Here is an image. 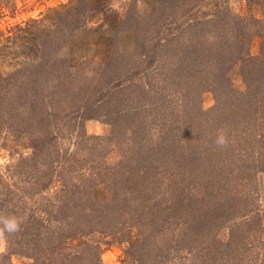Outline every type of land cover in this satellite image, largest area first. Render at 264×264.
Returning <instances> with one entry per match:
<instances>
[{
	"label": "rangeland",
	"instance_id": "rangeland-1",
	"mask_svg": "<svg viewBox=\"0 0 264 264\" xmlns=\"http://www.w3.org/2000/svg\"><path fill=\"white\" fill-rule=\"evenodd\" d=\"M182 10L160 7L158 0H0V253L9 249L12 236L19 237L22 231L32 233L31 227L40 226L33 222L37 217L48 223L51 232L59 230L52 236L54 241L59 234L65 239L73 232V219L91 228L94 220L96 231L85 238L100 264H136L125 235L130 232L136 236L142 228L136 225L135 214L129 215L130 208L114 198L123 190L130 191L129 181H134L138 172V149L129 145L136 139L134 122H140L137 128L144 124L155 93L149 86V93L139 97L145 111L139 108L135 116L134 99L139 95L136 85H145L146 80L152 85L158 79L156 71L164 60L159 48L170 33L165 28L166 17L176 16L177 21L188 23L225 12L232 20L231 30L237 28L231 43L238 49L247 46V54L256 56L264 41L256 34L247 45L237 39L245 23L239 17L264 20V0H198L189 11ZM251 28L258 30L254 24ZM236 47L230 51L231 61L226 62L230 64L226 77L240 96L245 89L241 76L244 64L235 59ZM213 48L218 49V45ZM222 50L225 58L226 50ZM213 55L221 57L216 52ZM150 66L157 68L155 73L149 72ZM220 81L218 77L215 83L222 84ZM118 82L127 87L122 97L126 99L128 127L113 138L111 121L116 113L107 114L112 105L107 98L112 94L111 86ZM217 84L201 93L204 112L211 113L216 96L221 94L213 89ZM93 103L102 109L94 111ZM87 106L92 111L84 114ZM87 115L91 117L83 118ZM130 115L134 119H129ZM150 126L159 141V126ZM41 142L47 145L44 154L37 151L33 156V145ZM127 146L133 150L130 156L125 154ZM102 167L109 170L104 172ZM99 170L106 173L103 178L108 173L110 177L84 179ZM81 175L84 191L70 188L68 179L63 180L70 176V182L78 181ZM258 178L260 203L264 205V173ZM138 191L137 195L143 193ZM104 211L105 221L98 215ZM108 221H112L113 229ZM47 235L36 240L42 239L45 246ZM63 251L56 250L53 259ZM11 259L17 264L31 262L16 254Z\"/></svg>",
	"mask_w": 264,
	"mask_h": 264
},
{
	"label": "trees",
	"instance_id": "trees-1",
	"mask_svg": "<svg viewBox=\"0 0 264 264\" xmlns=\"http://www.w3.org/2000/svg\"><path fill=\"white\" fill-rule=\"evenodd\" d=\"M158 2L160 7L167 8L168 5L174 11L183 9L184 13L198 0ZM221 15L217 13L212 18L188 23L177 21L176 16L169 20L166 17L165 28L170 29V33L159 48L164 60L161 59L162 65L156 71L158 79L152 85L147 80L145 85H136L140 96L134 99L135 116L142 108L139 97L149 93V86L155 94L148 107L153 108L146 111L144 124L137 128L140 122H134L136 139L130 141L133 146H129L138 149L137 175L133 176L134 181L127 179L131 183V187H127L130 191L123 190L114 198L130 208L129 215L134 213L136 225L142 228L136 236L130 232L125 235L132 246L130 255L136 264H264V205L260 203L258 178L264 173V41L260 53L250 57L247 46L240 50L231 43L237 28L231 30L232 20L225 12ZM238 19L245 23L237 39H243L247 45L250 37L256 34L264 40L263 19ZM253 24L257 31L251 28ZM237 43L241 44V41L237 40ZM214 45H218V49H214ZM233 47L237 52L235 59L244 64L241 76L245 89L240 96L232 90L226 77L230 69L226 62L232 59L230 51ZM222 48L226 50L225 58ZM214 52L221 57H212ZM179 54L180 57L176 58ZM151 67L149 72L155 73L153 70L157 68ZM218 77H221L222 84H217ZM61 80L64 81L65 76ZM216 84L213 89H218L221 94L216 96L211 113L204 112L200 106L201 93ZM111 89L112 94L107 100L112 105L107 114L115 111L116 117L111 121L113 136L108 137L114 138L117 132L128 127L127 104L122 97L127 87L118 82ZM93 105L94 111H100L101 105ZM90 111L91 107L84 108V114ZM133 116L130 115L129 119H134ZM153 124L160 128L159 141L158 134L153 136L150 130ZM41 143L33 145V156L38 152L44 154L43 148L47 145ZM130 148L128 152L124 148L126 156L132 155ZM100 169L106 172L109 167ZM105 174L99 170L86 174L89 177L84 179L110 177L108 173L103 178ZM82 176L78 181L70 182V176L63 180L68 179L70 188L83 189ZM138 189L143 193L137 195ZM98 215L105 221L106 211ZM91 221L95 227L96 221ZM33 222L40 226L31 227L32 233L22 231L24 233L20 232L19 237L12 236L14 240L9 243V249L0 253V264H17L11 259L13 254L31 261L21 264H100L85 238L91 231H96L94 227L88 224L87 228L83 221L79 224L73 219V232L61 239L59 230L51 232L48 223H43L40 217ZM108 223L112 228V221ZM57 232L58 240L54 241L52 236ZM43 234H49L44 239L45 246L42 239L36 240ZM59 248L64 251L53 259Z\"/></svg>",
	"mask_w": 264,
	"mask_h": 264
}]
</instances>
